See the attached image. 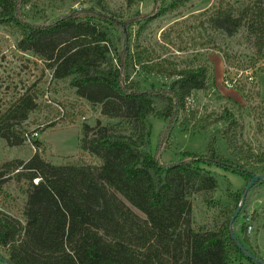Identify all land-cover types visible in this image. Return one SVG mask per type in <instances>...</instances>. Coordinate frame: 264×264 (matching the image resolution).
<instances>
[{"label": "trees", "instance_id": "trees-1", "mask_svg": "<svg viewBox=\"0 0 264 264\" xmlns=\"http://www.w3.org/2000/svg\"><path fill=\"white\" fill-rule=\"evenodd\" d=\"M29 3L0 0V24H15L22 31L18 50L43 60L44 71L51 70L54 80L70 79L78 96L100 105L102 116L122 120L125 129L119 131L100 121L95 128L84 125L79 149L100 159V166L83 160L57 165L38 152L28 161L3 164L0 178L13 174L16 181L26 180L30 186L24 223L0 213V246L6 249L9 264H234L242 259L255 264L231 235L234 210L212 231H194L190 218V196H213L218 188V180L203 166L230 169L250 181L252 174L246 167H237L226 158L214 137L205 157L185 153L171 163L162 162L145 148L153 130L151 116L165 123L168 134L185 125L181 119L187 113L188 100L193 92L206 88L208 66L181 68L133 49L131 37L126 35L128 28L143 29L153 17L143 23L135 17L118 22L100 0L96 8L74 9L37 25L28 22L24 7ZM263 5L264 0H256L237 13L233 4L221 2L208 12L209 22L228 36L246 27L254 37L256 57L262 58ZM112 28L124 35L116 48L111 47ZM136 67L172 82L167 88L153 85L144 89L132 75ZM43 77L44 73L39 80L17 85L13 98L0 107V138L9 146L31 140L25 122L39 106ZM240 90L244 92V88ZM235 121L228 111L216 120L227 124L222 134L230 148ZM34 145L40 147L42 142ZM235 154H242L241 149ZM35 179H39L37 183Z\"/></svg>", "mask_w": 264, "mask_h": 264}, {"label": "rangeland", "instance_id": "rangeland-1", "mask_svg": "<svg viewBox=\"0 0 264 264\" xmlns=\"http://www.w3.org/2000/svg\"><path fill=\"white\" fill-rule=\"evenodd\" d=\"M99 1L30 0L24 11L29 12V23L39 25L55 21L74 9L96 8ZM104 1L110 15L118 22L135 17L143 23V19L153 17L143 29L136 25L128 28L126 35H130L133 49L154 60L166 59L181 68L208 66L206 88L193 92L188 100L187 113L181 119L185 125L176 127L173 134H168L165 123L151 116L153 130L149 147L145 148L162 162L171 163L181 160L185 153L205 157L208 144L214 137L219 151L236 162L237 167L245 166L252 175H264V56L256 57L255 40L246 27L228 36L211 26V13H208L221 2L233 4L239 13L256 0ZM112 35L114 45L111 47L116 48L124 35L119 28L113 29ZM21 38L22 31L17 25L0 24V107L13 98L17 85L21 87L29 81L39 80L43 73L44 77L39 85V106L25 122V130L30 133L31 140L20 146H9L0 138V173L4 171L2 166L5 162L15 159L28 161L36 152L57 165L83 160L88 165L100 166V159L79 149L84 125L95 128L100 121L105 126L111 125L122 131L125 124L120 119L102 116L100 105L78 96L70 79L54 80L51 70L44 71L45 62L39 57L20 52L17 45ZM132 75L144 89L153 85L167 88L172 82L166 76L151 74L139 67ZM241 87L244 92L240 90ZM225 111L236 119L231 131L232 148L222 134L227 124L216 122ZM51 125L55 127L47 128ZM35 131L39 134H33ZM35 141H41L42 145L35 146ZM240 149L242 154H235ZM203 167L219 184L213 196L204 193L190 196L193 205L191 227L196 232L218 229L237 209L251 181L217 165ZM6 177L0 178V181H5L0 186V213L24 223L29 183L26 180L16 181L13 174ZM38 180L35 179L34 183ZM116 195L141 219H145L142 212L121 195ZM249 217L254 226L252 232H248L247 228ZM233 225L237 238L264 263V180L249 191ZM0 257L7 259V251L2 246ZM0 264H3L1 260ZM234 264L254 263L242 259Z\"/></svg>", "mask_w": 264, "mask_h": 264}, {"label": "water", "instance_id": "water-1", "mask_svg": "<svg viewBox=\"0 0 264 264\" xmlns=\"http://www.w3.org/2000/svg\"><path fill=\"white\" fill-rule=\"evenodd\" d=\"M263 180H264V175H252L251 181L249 182V184L246 187V190H245V193H244V195L242 197L241 203L239 204L237 209L234 211L233 217H232V219L230 221L231 235H232L233 239L237 242L238 247L244 252V254L246 255L247 258L255 261L257 264H264V263L262 261H260L252 252H250L247 249V247L241 241H239V239L237 238V236L234 233L233 224L236 221V219L238 218V216L240 215V213H241V211H242V209H243V207L245 205V202H246V199H247L249 191L252 189V187L256 183H258L260 181H263ZM0 260L2 261L3 264H9L7 259H5L3 257H0Z\"/></svg>", "mask_w": 264, "mask_h": 264}, {"label": "built area", "instance_id": "built-area-1", "mask_svg": "<svg viewBox=\"0 0 264 264\" xmlns=\"http://www.w3.org/2000/svg\"><path fill=\"white\" fill-rule=\"evenodd\" d=\"M34 134L38 135V133H34ZM247 228H248V232H252L254 230V226L251 222V217L247 219Z\"/></svg>", "mask_w": 264, "mask_h": 264}, {"label": "crops", "instance_id": "crops-1", "mask_svg": "<svg viewBox=\"0 0 264 264\" xmlns=\"http://www.w3.org/2000/svg\"><path fill=\"white\" fill-rule=\"evenodd\" d=\"M42 134V133H41Z\"/></svg>", "mask_w": 264, "mask_h": 264}]
</instances>
